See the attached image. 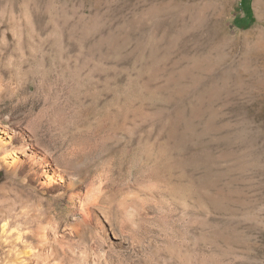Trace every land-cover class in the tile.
I'll return each mask as SVG.
<instances>
[{"label":"rangeland","instance_id":"obj_1","mask_svg":"<svg viewBox=\"0 0 264 264\" xmlns=\"http://www.w3.org/2000/svg\"><path fill=\"white\" fill-rule=\"evenodd\" d=\"M256 2L0 0V264H264Z\"/></svg>","mask_w":264,"mask_h":264},{"label":"bare ground","instance_id":"obj_2","mask_svg":"<svg viewBox=\"0 0 264 264\" xmlns=\"http://www.w3.org/2000/svg\"><path fill=\"white\" fill-rule=\"evenodd\" d=\"M256 1H258V0H255V3H257ZM260 14H261V12H260ZM262 15H263V14H262ZM262 17H263V16H262ZM260 18H261V17H260ZM260 18H259V19H260ZM263 18H264V17H263ZM263 20H264V19H263ZM2 144H4V142H3L2 140H0V145H2ZM30 155H31V154H30ZM24 156H25V153H24ZM33 156H34V155H33ZM33 156H32V159H33ZM28 157H31V156L28 155ZM29 159H31V158H29ZM37 159H38V158H37ZM17 160H19V158L17 159V157L15 158L14 156H12V160L9 162V164L11 165V167H12V166L15 167V164H17V163L19 162V161H18V162L16 163ZM23 160H24V159H23ZM34 160H35V159H33V161H34ZM41 160H42V159H41ZM41 160H40V161H41ZM28 161H29V160H28ZM22 162H24V161H22ZM35 162H36V160H35ZM35 162H34V165H36ZM37 162H38V161H37ZM27 163H28V162H27ZM29 163H30V162H29ZM38 164H40V163H38ZM31 166H32V164H31ZM14 167H13V168H14ZM44 168H45V167H44ZM49 170H50V169H49ZM44 171H45V169H44ZM41 173H42V172H41ZM43 173H44V172H43ZM49 173H50V172H49ZM46 174H47V173H46ZM42 175H43V174H42ZM44 175H45V173H44ZM47 176H48V174L46 175V177H47ZM49 176H50V175H49ZM49 176H48V178H49ZM40 177H41V176H40ZM50 177H51V176H50ZM44 178H45V177H44ZM44 181H45V180H44ZM44 181H43V182H44ZM48 181H49V180H48ZM48 183H49V182H48ZM66 184L68 185V182H67ZM68 186H69V185H68ZM70 187H71V186H70ZM83 188H84V187H83V185H82V183H81L80 185H78V187L76 188L75 191H70V192L68 193V195L71 196L72 194H75L76 197L80 198L79 196L82 195ZM65 190H66V189H65ZM72 190H73V189H72ZM63 192H64V191H63ZM79 194H80V195H79ZM83 216H84V215H83ZM96 219H97V218H96ZM85 222H86V221H85L84 218H79V219H78V223H80L81 225H82V224H85Z\"/></svg>","mask_w":264,"mask_h":264},{"label":"trees","instance_id":"obj_3","mask_svg":"<svg viewBox=\"0 0 264 264\" xmlns=\"http://www.w3.org/2000/svg\"><path fill=\"white\" fill-rule=\"evenodd\" d=\"M245 2V0H242V6H243V9H244V11L246 12V14H247V16L249 17L248 18V21L246 22V23H243V22H241L240 20L242 19L243 20V18H238V24L239 25H241V26H248V25H250V23H251V18H250V7H249V5H247L246 3H244Z\"/></svg>","mask_w":264,"mask_h":264}]
</instances>
